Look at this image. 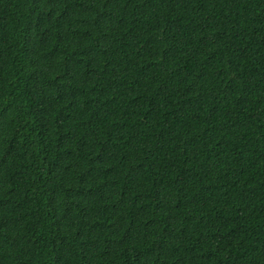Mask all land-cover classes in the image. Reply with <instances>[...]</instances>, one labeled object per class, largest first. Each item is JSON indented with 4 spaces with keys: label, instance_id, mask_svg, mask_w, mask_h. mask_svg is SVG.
I'll return each mask as SVG.
<instances>
[{
    "label": "trees",
    "instance_id": "1",
    "mask_svg": "<svg viewBox=\"0 0 264 264\" xmlns=\"http://www.w3.org/2000/svg\"><path fill=\"white\" fill-rule=\"evenodd\" d=\"M0 264H264V0H0Z\"/></svg>",
    "mask_w": 264,
    "mask_h": 264
}]
</instances>
